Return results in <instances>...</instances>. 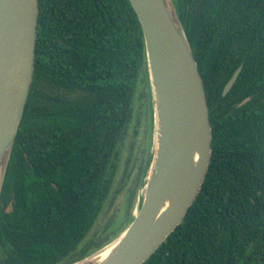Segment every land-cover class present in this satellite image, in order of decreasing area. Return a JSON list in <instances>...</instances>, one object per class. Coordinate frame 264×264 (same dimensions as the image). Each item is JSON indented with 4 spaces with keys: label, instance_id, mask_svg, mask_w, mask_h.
<instances>
[{
    "label": "trees",
    "instance_id": "16d2710c",
    "mask_svg": "<svg viewBox=\"0 0 264 264\" xmlns=\"http://www.w3.org/2000/svg\"><path fill=\"white\" fill-rule=\"evenodd\" d=\"M172 1L202 77L211 154L182 221L142 264H264V0ZM38 7L32 82L0 192V264H68L131 219L128 209L89 236L139 84L149 111L144 40L129 0Z\"/></svg>",
    "mask_w": 264,
    "mask_h": 264
},
{
    "label": "water",
    "instance_id": "95a60500",
    "mask_svg": "<svg viewBox=\"0 0 264 264\" xmlns=\"http://www.w3.org/2000/svg\"><path fill=\"white\" fill-rule=\"evenodd\" d=\"M129 1L141 25L149 85L151 133L140 184L143 197L108 242L68 264H142L182 221L210 161L206 93L173 1ZM38 8V0H0V192L32 82Z\"/></svg>",
    "mask_w": 264,
    "mask_h": 264
},
{
    "label": "rangeland",
    "instance_id": "374dc122",
    "mask_svg": "<svg viewBox=\"0 0 264 264\" xmlns=\"http://www.w3.org/2000/svg\"><path fill=\"white\" fill-rule=\"evenodd\" d=\"M144 96V88L139 84L134 99L133 117L121 144L118 171L111 192L89 236L116 216L119 222L128 209L133 216L140 206L143 197V188L140 187L141 173L149 155L151 133L150 112L146 109Z\"/></svg>",
    "mask_w": 264,
    "mask_h": 264
},
{
    "label": "flooded vegetation",
    "instance_id": "af4514ba",
    "mask_svg": "<svg viewBox=\"0 0 264 264\" xmlns=\"http://www.w3.org/2000/svg\"><path fill=\"white\" fill-rule=\"evenodd\" d=\"M234 82H235V81H234ZM231 87H232V86H231ZM247 99H248V98L243 99L240 103L245 102Z\"/></svg>",
    "mask_w": 264,
    "mask_h": 264
},
{
    "label": "bare ground",
    "instance_id": "6f19581e",
    "mask_svg": "<svg viewBox=\"0 0 264 264\" xmlns=\"http://www.w3.org/2000/svg\"><path fill=\"white\" fill-rule=\"evenodd\" d=\"M108 252V249H106L102 254L105 255Z\"/></svg>",
    "mask_w": 264,
    "mask_h": 264
}]
</instances>
